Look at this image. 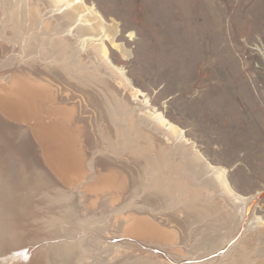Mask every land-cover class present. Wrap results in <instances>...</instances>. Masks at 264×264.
Here are the masks:
<instances>
[{
  "label": "bare ground",
  "instance_id": "6f19581e",
  "mask_svg": "<svg viewBox=\"0 0 264 264\" xmlns=\"http://www.w3.org/2000/svg\"><path fill=\"white\" fill-rule=\"evenodd\" d=\"M117 33L84 0H0V264H120L114 238L161 251L126 264H181L182 229L210 222L236 231L201 257L232 244L219 258L264 264L254 195L235 193L224 168L140 100L108 57L107 41L129 54ZM38 195L52 202L49 234L67 238L51 260L30 247Z\"/></svg>",
  "mask_w": 264,
  "mask_h": 264
},
{
  "label": "rangeland",
  "instance_id": "374dc122",
  "mask_svg": "<svg viewBox=\"0 0 264 264\" xmlns=\"http://www.w3.org/2000/svg\"><path fill=\"white\" fill-rule=\"evenodd\" d=\"M84 1L105 21L117 25L115 40L129 54L123 55L107 41L108 57L140 91V100L149 104L152 113L162 115L166 122L182 130L186 140L207 161L224 168L235 193L246 197L263 193L253 212L264 223V0ZM40 197L32 204L38 218L30 220L31 229L34 232L38 228L39 234L32 238L30 247L49 260V247L67 238L49 234L46 218L54 213L52 202ZM156 206L160 208L159 215L173 214V210H161L165 205ZM176 220L183 222L181 216ZM182 230L184 252L174 257L191 259L181 264H230V258L219 257L232 244L217 256H201L225 243L213 240L216 235V239L222 236L226 240L236 230L211 222L195 223ZM112 240V262L121 260L126 264L149 257L153 251L161 252L158 248H144L141 243L157 247L144 239Z\"/></svg>",
  "mask_w": 264,
  "mask_h": 264
},
{
  "label": "water",
  "instance_id": "95a60500",
  "mask_svg": "<svg viewBox=\"0 0 264 264\" xmlns=\"http://www.w3.org/2000/svg\"><path fill=\"white\" fill-rule=\"evenodd\" d=\"M262 195H263V193H258V194H256V195H254V199H252V200L250 201V205H251L252 207H254V205L256 204V202L258 201V199L261 198Z\"/></svg>",
  "mask_w": 264,
  "mask_h": 264
}]
</instances>
